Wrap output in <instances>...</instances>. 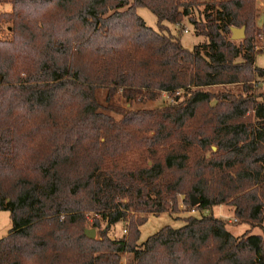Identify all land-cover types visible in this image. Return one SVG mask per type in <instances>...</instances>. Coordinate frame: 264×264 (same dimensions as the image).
<instances>
[{
  "label": "trees",
  "instance_id": "trees-1",
  "mask_svg": "<svg viewBox=\"0 0 264 264\" xmlns=\"http://www.w3.org/2000/svg\"><path fill=\"white\" fill-rule=\"evenodd\" d=\"M256 2L0 0V211L12 223L0 264H264L262 236L235 237L212 214L138 245L148 216L176 212L179 197L198 212L228 205L264 231ZM185 19L206 40L192 50L164 34ZM98 89L107 103L172 101L121 109ZM90 216L93 230L106 224L98 239L85 235ZM120 222L126 236L110 239Z\"/></svg>",
  "mask_w": 264,
  "mask_h": 264
},
{
  "label": "rangeland",
  "instance_id": "rangeland-1",
  "mask_svg": "<svg viewBox=\"0 0 264 264\" xmlns=\"http://www.w3.org/2000/svg\"><path fill=\"white\" fill-rule=\"evenodd\" d=\"M202 2H207L208 0H200ZM257 9H258V18L256 20V26L258 28V32L255 34L254 44L256 46V54H255V66L258 69H264V0H257ZM200 11L204 10V7L201 6ZM10 6H1L0 12L9 11ZM137 15L143 19L145 24L153 29L157 30V19L156 17L145 8H138L136 10ZM196 15L197 12H195ZM164 34L172 35L179 38L181 45L187 49L192 50L193 47L197 44H202L206 42L204 38L194 36L193 27L187 22L185 19L181 25L173 26L170 24H164ZM10 38V34L8 32L7 25H0V40H7ZM237 42V41H236ZM238 88V87H237ZM259 88L264 92V84H260ZM234 91H238V89H233ZM107 92L104 89H98L96 91V98L98 102L106 106L114 105V107H118L121 109H154V108H163L168 106L172 99L167 94H161L158 100L154 102H147L143 104L138 103H127L120 93H117L111 102H106ZM115 115L114 113H111ZM216 150V149H215ZM214 151V150H213ZM213 215L215 218L221 219L226 222V230L235 237H239L243 235L245 232L252 235H259L264 238V231L259 228L252 229L248 225L242 224L241 221H238L234 218L233 208L228 205H221L213 207L211 210H203L196 211L189 206L184 205L182 202V197L178 198V209L176 212L171 214H161L158 216H148L147 221L140 227L139 231V240L138 245L143 244L149 237L153 236L157 232H159L162 228L169 226L173 229H179L184 225V220L188 217H196L200 218L201 216ZM93 221V216H90L86 225L87 230H93L91 227ZM11 220L8 211H0V239L6 237L9 230L11 229ZM264 225V224H263ZM106 224L104 221H100L99 229L95 230V238L98 239L99 233L102 230H105ZM127 229V224L125 223H117L111 226L107 232V236L110 239H121L125 237V230ZM132 258L130 254H126L122 256L120 264H127V262Z\"/></svg>",
  "mask_w": 264,
  "mask_h": 264
},
{
  "label": "water",
  "instance_id": "water-1",
  "mask_svg": "<svg viewBox=\"0 0 264 264\" xmlns=\"http://www.w3.org/2000/svg\"><path fill=\"white\" fill-rule=\"evenodd\" d=\"M231 32H232V36H231L232 41H240V40H243L245 37V28H241V29L233 28ZM212 149L215 151L214 147ZM190 200H191V206L192 207H195L200 203V201L193 196L190 198ZM85 235L89 239H94L95 238V230H86Z\"/></svg>",
  "mask_w": 264,
  "mask_h": 264
}]
</instances>
